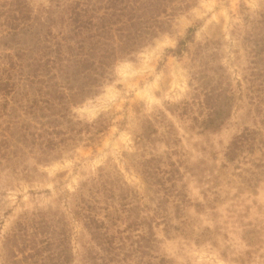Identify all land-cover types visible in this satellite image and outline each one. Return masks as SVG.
<instances>
[{"label": "rangeland", "instance_id": "1", "mask_svg": "<svg viewBox=\"0 0 264 264\" xmlns=\"http://www.w3.org/2000/svg\"><path fill=\"white\" fill-rule=\"evenodd\" d=\"M189 1V9L176 10L168 32L117 63L102 91L73 109L77 120L99 121L101 132L67 143L50 163L28 159L0 167V264H17V255L21 264H61L54 251L65 238V223L71 231L72 264L94 262L89 254L93 244L73 214L69 193L101 170L125 181L151 212L164 203L178 226L170 235L164 223L156 228V252L168 264H264V115L251 104L257 97H251L245 80L252 66L245 36L254 24L264 26V0ZM40 4L49 5V0H32ZM183 40L186 47L178 53ZM197 54L212 55L209 60L224 67L225 81L235 93L232 118L207 133L194 119L202 107L193 102L192 111L181 110L202 83ZM149 123L157 129L156 141L144 150L137 136ZM246 128L256 137L254 151L246 146L229 162L228 148ZM152 154L163 170H170V164L180 168L174 193L145 182L139 161ZM27 167L32 172L25 178ZM18 247L23 251L17 254Z\"/></svg>", "mask_w": 264, "mask_h": 264}, {"label": "trees", "instance_id": "2", "mask_svg": "<svg viewBox=\"0 0 264 264\" xmlns=\"http://www.w3.org/2000/svg\"><path fill=\"white\" fill-rule=\"evenodd\" d=\"M0 4L1 169L28 159L50 163L61 157L67 143L83 139L85 133L101 132L99 121L77 120L73 109L102 91L113 78L117 63L168 32L176 10L185 11L192 5L189 0H49V5L37 7L32 0H1ZM262 23L254 24L245 36L252 58L245 80L247 89L254 92L251 97H257L251 104L264 115ZM185 43H180L178 53L183 52ZM211 56L197 54L203 67L197 80L202 83L181 108L183 114L193 110V102L203 108L194 119L204 133L222 129L235 106V93L225 81L224 67L209 60ZM250 130L246 128L234 138L226 154L229 162H235L246 146L254 151L257 141ZM155 133L157 129L149 123L137 136L144 150L156 141ZM161 162L154 154L140 160L143 178L150 188L168 187L174 193L181 170L174 164L163 170ZM28 168L24 169L25 178L31 176ZM133 191L125 181L114 179L112 172L101 170L88 184L69 193L73 214L93 244L89 254L94 262L82 264H168L170 260L156 252V228L164 223L170 235L178 226L171 223L164 203L151 212L147 205L141 206L144 203ZM123 212L126 218H122ZM121 219L125 221L122 227ZM63 233L65 238L56 244L59 251L54 253L57 259L62 258L61 264H72L71 231L66 223ZM48 245L53 248L54 241ZM20 251L18 247L17 254ZM16 263H22L18 255Z\"/></svg>", "mask_w": 264, "mask_h": 264}]
</instances>
